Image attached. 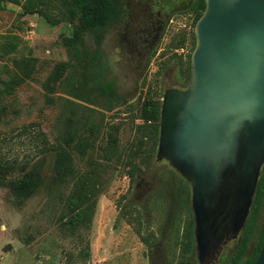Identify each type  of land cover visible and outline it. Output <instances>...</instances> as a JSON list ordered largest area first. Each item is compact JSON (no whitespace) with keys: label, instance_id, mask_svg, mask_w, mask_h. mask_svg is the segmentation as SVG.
Segmentation results:
<instances>
[{"label":"rangeland","instance_id":"rangeland-1","mask_svg":"<svg viewBox=\"0 0 264 264\" xmlns=\"http://www.w3.org/2000/svg\"><path fill=\"white\" fill-rule=\"evenodd\" d=\"M121 1L131 16L87 30L77 47L63 41L79 24L69 0H34V13L10 1L0 8V101L9 107L0 119V264H201L196 254L180 260L184 183L158 147L149 157L156 122L143 116L145 101L188 86L195 12L189 0ZM149 3L171 8L172 21L147 63L128 41ZM26 173L31 192L17 188ZM72 199L84 210L76 224ZM263 223L264 206L249 250ZM244 235L211 264L228 263Z\"/></svg>","mask_w":264,"mask_h":264},{"label":"water","instance_id":"water-1","mask_svg":"<svg viewBox=\"0 0 264 264\" xmlns=\"http://www.w3.org/2000/svg\"><path fill=\"white\" fill-rule=\"evenodd\" d=\"M205 2L189 84L162 99L157 156L189 183L197 256L211 264L244 227L264 165V0Z\"/></svg>","mask_w":264,"mask_h":264},{"label":"trees","instance_id":"trees-1","mask_svg":"<svg viewBox=\"0 0 264 264\" xmlns=\"http://www.w3.org/2000/svg\"><path fill=\"white\" fill-rule=\"evenodd\" d=\"M5 1H10L15 4H22L24 7V12L27 13H34L37 12L36 3L34 0H25L22 3V0H0V8L2 7ZM70 4L72 5V17L77 18L79 20V24L75 29V33L73 37H64L63 41L67 46L77 47L79 43L83 41V36L85 32L89 29L103 27L108 25L109 23L116 21L117 19L121 18L125 12V5L121 0H69ZM206 2L205 0H197L195 6L192 10L195 12V19L196 22L202 15L203 11L205 10ZM196 45V37L194 41ZM181 46V45H180ZM195 48V47H194ZM189 71L191 73V57L189 61ZM6 88H9L10 83L4 82ZM104 92L107 95L113 96L116 93L115 86L112 83H108L103 87ZM3 92V89H0V96ZM161 107H162V100H152L149 99L145 101L143 104V113L146 120H154L156 122L155 128L153 130L154 134V143L149 148V157H153L158 144H159V134H160V117H161ZM9 109L8 105L2 103L0 101V119L4 117V115L8 112ZM2 167V168H1ZM5 166L0 164V171ZM65 167L66 169L69 168L67 164L66 157H63L58 161V168ZM141 169L140 166L137 164H133L132 168L130 169L129 173L131 177L138 176ZM0 174V179H1ZM137 179V177H136ZM17 188H21V190L29 191L30 189V180L29 175L26 173L22 179L20 180ZM180 196L182 199L181 205H185L187 207V216L185 220V226L183 232L180 237H178L176 244L180 248V260L183 263V259L188 258L190 255H195V222H194V215L190 206V190L186 186H181L180 188ZM262 190H259V194L256 198L255 205L253 206L250 217L248 220L247 230L243 237V239L238 243L237 248L234 251V254L231 256V259L226 264H254L264 242V223L263 228L261 231V238L258 244L250 248L249 250V242L254 232L257 220L259 219L261 204L260 199L262 195ZM188 203V205H186ZM71 204L73 206L79 207L80 210L72 217L71 223L76 224L83 219L84 210L81 209V205L79 200L72 199ZM149 246H152L151 242L148 241Z\"/></svg>","mask_w":264,"mask_h":264},{"label":"flooded vegetation","instance_id":"flooded-vegetation-1","mask_svg":"<svg viewBox=\"0 0 264 264\" xmlns=\"http://www.w3.org/2000/svg\"><path fill=\"white\" fill-rule=\"evenodd\" d=\"M177 1H179V0H177ZM189 1L190 2L186 8L192 9L195 6V3L197 0H189ZM171 13H172V10H171V8H168L167 5H159V4H155V3H149L148 4L147 12H144V14H143L144 16L142 17V19H140L138 21V23L134 27L135 32H134L133 39L128 41V43L132 45L133 49H136L138 47H142L143 53L139 54V60L146 61L147 63L149 62L148 55L150 54L151 50L155 49L157 47V45L160 43V41H161V39H162L166 29H167L169 22L172 21V19L170 18ZM130 16H131V14L129 13L127 7L125 6V12H124L123 16L121 18L117 19L116 21H119V22L124 21V20L128 19V17H130ZM146 62H145V64H146ZM160 159H164V158H160ZM165 160H167V159H165ZM179 174H180V172H179ZM140 177H141V175L139 174L137 176L136 180L137 181L140 180ZM180 180L184 183L181 186H186L190 190V206H191V187H190L189 183L187 182V180L181 174H180ZM141 184L142 183H137L136 187L139 188V186ZM181 186H180V188H181ZM147 188H148L147 191H152L151 186H148ZM180 188H179V190H181ZM259 190L263 191L262 195H261V199H260V204H261V209H262V207L264 206V165L261 168L260 178H259V182L257 185L256 193L254 196L253 204H252V207L250 209V213H251L253 206L255 205V201H256V198L259 194ZM191 209H192V206H191ZM261 209H260V211H261ZM192 212H193V210H192ZM250 213H249L247 220H246V223H245L244 227L242 228V230L240 231L238 237L240 236V234L242 232L246 233ZM237 238H235L231 241H235ZM228 242H230V241H228ZM228 242L223 244L221 251H220V254L217 256V259L213 261L214 263L219 259L220 255L223 251V248L228 244ZM153 246H154V244L152 246H150V248ZM195 251H196V240H195ZM195 254L197 256V251L195 252ZM197 258H198V256H197Z\"/></svg>","mask_w":264,"mask_h":264}]
</instances>
